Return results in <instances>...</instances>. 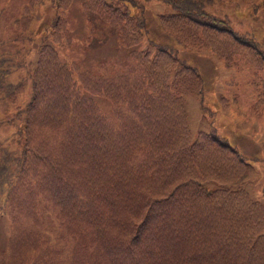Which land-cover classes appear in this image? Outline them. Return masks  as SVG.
<instances>
[{
  "label": "trees",
  "instance_id": "obj_1",
  "mask_svg": "<svg viewBox=\"0 0 264 264\" xmlns=\"http://www.w3.org/2000/svg\"><path fill=\"white\" fill-rule=\"evenodd\" d=\"M42 1L26 0L18 32L0 40L20 44L0 49V105L27 90L22 104L0 110V129L19 123L13 147L0 140V211L11 220L0 264H264V204L239 183L202 186L237 182L248 161L214 130L190 138L182 93L202 87L198 69L181 61L175 77L192 78L169 86L177 56L158 44L152 57L130 50L123 73L73 62L74 78L57 51L71 44V0H56L51 42L39 46L32 70L12 79L26 63ZM143 1L82 0L81 9L126 44L129 31H147ZM165 1L177 11L160 13L159 23L179 45L208 48L226 66L241 57L261 71L255 103L264 108L262 43L207 12L217 0ZM91 94L111 102L113 119Z\"/></svg>",
  "mask_w": 264,
  "mask_h": 264
},
{
  "label": "rangeland",
  "instance_id": "obj_2",
  "mask_svg": "<svg viewBox=\"0 0 264 264\" xmlns=\"http://www.w3.org/2000/svg\"><path fill=\"white\" fill-rule=\"evenodd\" d=\"M26 0H0V40L11 37L18 32L14 19L19 15ZM112 4V0H103ZM142 14L145 27L136 32H128L132 39L124 44L119 31L105 19L91 11L85 13L81 7L82 0H71L64 13L66 29L71 37L68 47L58 48L63 61H69L72 76L75 71L71 64L77 63L79 69L98 72L101 68L108 71L127 72L125 64L130 50H140L150 57L154 56L158 44H163L172 51L177 60L167 79L169 86L186 82L192 77H175L174 71L181 66V61L195 66L201 77L202 87L191 92H183L184 106L190 129V138L194 139L199 130H214L224 136L228 143L238 149L248 161L245 175L237 182L220 184L214 180L202 182L206 189L219 186L236 187L239 183L252 197L264 204V108L256 105L258 81L261 71L245 62L241 57L236 63L226 66L222 58L205 47H184L161 29L160 13H172L177 7L165 0H144ZM122 10H124L121 7ZM207 12L221 17L235 30L253 36L264 46V10L260 0H217L206 4ZM56 0H43L35 8L39 16L34 17L30 29L33 40L24 45L29 47L26 63L16 68L12 79L23 76L32 70L38 57L39 46L51 42L49 27L55 16ZM123 13V12H122ZM20 44L9 40L0 49L13 50ZM27 90L16 98H5L0 105L3 114L11 112L15 105L22 104ZM103 114L113 119L111 102L102 95L91 94ZM224 98V99H223ZM101 112V113H102ZM19 123L0 129V140L9 147L14 146V131ZM11 230V220L5 212L0 211V253L7 248Z\"/></svg>",
  "mask_w": 264,
  "mask_h": 264
}]
</instances>
